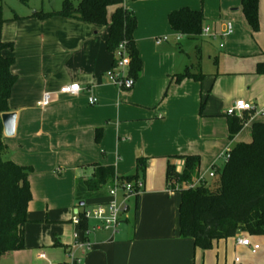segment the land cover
I'll return each mask as SVG.
<instances>
[{
  "label": "crops",
  "instance_id": "crops-1",
  "mask_svg": "<svg viewBox=\"0 0 264 264\" xmlns=\"http://www.w3.org/2000/svg\"><path fill=\"white\" fill-rule=\"evenodd\" d=\"M64 1H59L61 8ZM122 1L136 17L133 37L142 61L129 91L107 76L114 66L109 26L34 17L61 8L33 6L17 14L20 19L4 17L0 36L13 45L4 55L14 58L12 71L18 78L9 101V113L17 114L16 128L12 137L4 133L5 157L33 169V198L26 247L5 254L0 264H67L78 232L72 218L83 210L75 196L78 179L92 177L93 164L113 166L120 177L132 176L139 160L144 190L138 204L131 200L132 214L123 216L117 233L91 232L90 250L77 253L80 264H264V235L249 237L260 246L257 253L237 245L236 238L247 237L245 233L215 243L210 251L182 238L181 193L167 187L173 156H199L200 175L206 179L216 166V176L207 181L211 185L224 167L219 165L222 154L236 143H250L253 124L264 123V114L255 116L233 140L229 137L227 110L235 102L244 100L264 111V75L257 74L258 64L264 63V0L259 5L260 30L254 33L242 15V0ZM183 8L203 12L208 35L177 40L180 33L172 30L168 18ZM116 9L108 8L109 23ZM226 22H234L235 32L216 47V37H229L222 36ZM164 37L168 40L156 43ZM204 59L213 62L212 70L204 71ZM185 73L199 78L177 82ZM68 84H79L83 91L60 94ZM46 93L52 95L51 102L41 107ZM91 97L98 99L96 105L89 103ZM174 163L181 173L183 160ZM107 200H90L83 207Z\"/></svg>",
  "mask_w": 264,
  "mask_h": 264
},
{
  "label": "trees",
  "instance_id": "trees-1",
  "mask_svg": "<svg viewBox=\"0 0 264 264\" xmlns=\"http://www.w3.org/2000/svg\"><path fill=\"white\" fill-rule=\"evenodd\" d=\"M260 0H242L245 19L253 32H259ZM116 6L111 23L108 22V8ZM54 16L73 18L95 25L109 26L108 48L114 52L119 44L127 41L131 56L129 74L135 80L142 71V61L134 43V31L137 20L134 14L124 7L122 0H80L75 5L65 0L58 12H38L34 17L48 19ZM13 19H20L15 15ZM169 24L173 31L188 37L202 34L205 18L202 11L183 8L169 15ZM6 19L3 6L0 5V35ZM13 49V45L2 41L0 36V259L7 253L24 250L26 247V226L30 223L28 207L33 195L30 185L31 167L21 166L5 157L7 146L4 143L2 115L9 113V101L18 80L13 73L14 58L4 55V51ZM257 74L264 75V63L257 66ZM201 77V76H200ZM199 76L185 73L177 76V82ZM251 113L242 117L228 116L229 137L238 135L251 120ZM101 130L97 131V135ZM97 141H99L97 137ZM184 162L183 171H177L174 161ZM173 161V162H171ZM201 158L197 155L173 156L167 166V187L178 181L181 188L179 208V233L182 238L194 240L195 247L210 251L215 243L237 237L240 233L249 236L264 235V123L255 122L252 126V141L236 143L230 150V157L220 171L218 182L202 184L195 189H184L200 176ZM94 173L90 178H80L76 184V201L80 204L90 200L108 198L109 190L115 180L136 182L143 170L139 160L134 175L120 177L113 166L93 164ZM139 196L134 198L138 204ZM85 207V206H84ZM79 211L81 229L89 228L84 218L86 209Z\"/></svg>",
  "mask_w": 264,
  "mask_h": 264
},
{
  "label": "built area",
  "instance_id": "built-area-1",
  "mask_svg": "<svg viewBox=\"0 0 264 264\" xmlns=\"http://www.w3.org/2000/svg\"><path fill=\"white\" fill-rule=\"evenodd\" d=\"M209 30H203L204 35H208ZM234 32V26L231 22L225 25V31L222 34L223 37L232 35ZM177 40L180 41L183 38L182 34L177 35ZM168 40L167 37L160 38L156 40L157 44ZM114 54V66L107 72L108 78L115 84L120 90H132L136 84V80L130 76V64L131 56L128 52L127 41H123L119 44L118 48L113 52ZM83 91L79 84H68L60 88L59 93L67 96H77ZM52 99L50 93H46L40 102L41 107H47ZM91 105H96L98 99L91 97L89 99ZM244 113H251L253 119L255 116L263 115L264 111H257L256 107L249 102L244 100H239L234 103V105L227 110V116H238L242 117ZM230 150H227L221 157H225ZM227 158V161L229 160ZM216 176V166H214L209 174L210 178ZM207 184V179L205 175H200L199 178L192 184H188L184 189H195L197 186ZM172 189L170 192H178L183 188L180 187L178 181H174L171 184ZM144 190V183L140 180L136 182H121L119 179L115 180L114 186L109 190L108 200L96 204L90 210H86L84 218L87 221H94L95 226L88 228L86 231L81 229V218L79 211L72 218V224L78 228V232L74 234V243L68 251L67 264H80L81 260L77 256L79 251L90 250L91 244L87 237L94 231L109 230L113 233L118 232V228L121 224L124 214L128 211L129 202L133 200L136 196H140ZM236 243L238 246H243L250 249L253 253H257L260 249L258 244H254L248 237H238L236 238Z\"/></svg>",
  "mask_w": 264,
  "mask_h": 264
},
{
  "label": "rangeland",
  "instance_id": "rangeland-1",
  "mask_svg": "<svg viewBox=\"0 0 264 264\" xmlns=\"http://www.w3.org/2000/svg\"><path fill=\"white\" fill-rule=\"evenodd\" d=\"M59 1L60 0H0V5L3 6V16L9 17V16H15L17 14L26 13L28 11V8L33 7V6L36 7L37 9H44L45 11L52 10L53 8L60 9L62 3ZM241 12H242L243 17L245 18L244 14H243V10ZM232 14L235 15V14H239V13L233 12ZM226 24H227V22L225 23V25ZM233 26H234V22H233ZM247 26H248L250 32H253L252 28L249 26L248 23H247ZM206 29H208V26L204 25L203 30H206ZM234 32H235V26H234ZM230 37L231 36L225 38L224 41H222L221 38L216 37L215 41L212 42V44L216 47H218L219 44L223 43V42H224V44H226ZM203 66H204V71H206V72L210 71L213 69V62H208L206 59H204L203 60ZM228 157H229V153H227V155L225 157H222L219 160V165L221 167H223L225 165ZM212 180L213 179H211L208 175L207 181L212 182ZM140 181L144 182L143 179H140ZM217 182H218V179H216L212 184L214 185ZM173 194H178V193H173ZM177 196H179V194ZM90 209H92L91 206L87 210H90ZM133 209H134V202L131 201V202H129V210L124 214V218H126V217L128 218V216H130V214H132ZM244 236H247L248 238L250 237L249 235H244Z\"/></svg>",
  "mask_w": 264,
  "mask_h": 264
},
{
  "label": "water",
  "instance_id": "water-1",
  "mask_svg": "<svg viewBox=\"0 0 264 264\" xmlns=\"http://www.w3.org/2000/svg\"><path fill=\"white\" fill-rule=\"evenodd\" d=\"M17 114L15 113H5L2 115L4 133L8 137H12L15 134ZM85 202L79 204L80 207H83Z\"/></svg>",
  "mask_w": 264,
  "mask_h": 264
}]
</instances>
